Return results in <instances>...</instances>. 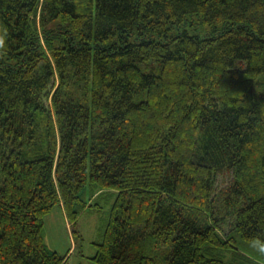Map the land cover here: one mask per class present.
Returning <instances> with one entry per match:
<instances>
[{
	"label": "trees",
	"instance_id": "1",
	"mask_svg": "<svg viewBox=\"0 0 264 264\" xmlns=\"http://www.w3.org/2000/svg\"><path fill=\"white\" fill-rule=\"evenodd\" d=\"M111 197L93 264L264 261V0H0V264Z\"/></svg>",
	"mask_w": 264,
	"mask_h": 264
},
{
	"label": "rangeland",
	"instance_id": "2",
	"mask_svg": "<svg viewBox=\"0 0 264 264\" xmlns=\"http://www.w3.org/2000/svg\"><path fill=\"white\" fill-rule=\"evenodd\" d=\"M229 180L230 176L225 177L220 175L217 184H227ZM113 200L114 197L105 202L100 199L102 207L100 212L92 208H86L75 222L67 220L63 207V214H61L59 209V211L54 210L50 215L45 217L44 236L46 243L61 256L66 257L64 264H93L91 257L96 251L94 243L100 241L103 230L106 227V212L110 210ZM227 259L228 264H231V258L228 256ZM256 261L258 263L249 264H264L262 259ZM235 263L245 264L237 257H235Z\"/></svg>",
	"mask_w": 264,
	"mask_h": 264
},
{
	"label": "clouds",
	"instance_id": "3",
	"mask_svg": "<svg viewBox=\"0 0 264 264\" xmlns=\"http://www.w3.org/2000/svg\"><path fill=\"white\" fill-rule=\"evenodd\" d=\"M253 246L257 248L260 253H264V241L255 240L253 241Z\"/></svg>",
	"mask_w": 264,
	"mask_h": 264
}]
</instances>
